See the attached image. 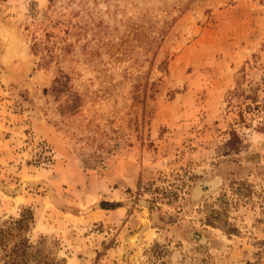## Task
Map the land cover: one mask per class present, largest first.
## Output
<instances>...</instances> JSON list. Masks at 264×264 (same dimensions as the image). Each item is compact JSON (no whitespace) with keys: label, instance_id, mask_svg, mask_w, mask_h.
Listing matches in <instances>:
<instances>
[{"label":"rangeland","instance_id":"rangeland-1","mask_svg":"<svg viewBox=\"0 0 264 264\" xmlns=\"http://www.w3.org/2000/svg\"><path fill=\"white\" fill-rule=\"evenodd\" d=\"M256 84L264 0H0V228L30 209L64 264H264Z\"/></svg>","mask_w":264,"mask_h":264},{"label":"trees","instance_id":"trees-1","mask_svg":"<svg viewBox=\"0 0 264 264\" xmlns=\"http://www.w3.org/2000/svg\"><path fill=\"white\" fill-rule=\"evenodd\" d=\"M258 65L259 56H255ZM264 91V85L256 84L244 88L239 85L230 94L231 103L238 100V117L245 125L255 124L257 129L264 131V98L260 92ZM235 142L238 134L231 132ZM229 199L224 197L218 204L217 210H212L208 217V224L214 226L223 220L227 214ZM34 224V215L30 209H24L19 219L11 222L5 228H0V264H64L61 259L46 245V240L32 242L27 234Z\"/></svg>","mask_w":264,"mask_h":264}]
</instances>
